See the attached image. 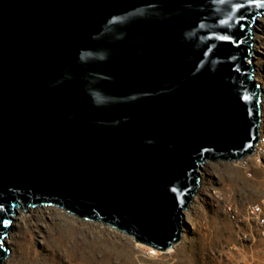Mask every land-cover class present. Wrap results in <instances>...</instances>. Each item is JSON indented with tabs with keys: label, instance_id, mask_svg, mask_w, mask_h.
<instances>
[{
	"label": "water",
	"instance_id": "1",
	"mask_svg": "<svg viewBox=\"0 0 264 264\" xmlns=\"http://www.w3.org/2000/svg\"><path fill=\"white\" fill-rule=\"evenodd\" d=\"M264 0H0V264L56 206L160 252L203 165L251 155Z\"/></svg>",
	"mask_w": 264,
	"mask_h": 264
},
{
	"label": "rangeland",
	"instance_id": "2",
	"mask_svg": "<svg viewBox=\"0 0 264 264\" xmlns=\"http://www.w3.org/2000/svg\"><path fill=\"white\" fill-rule=\"evenodd\" d=\"M254 39L264 116V17L254 25ZM251 171L249 177L232 163L203 165L199 190L184 212L182 239L168 252L56 206L19 208L5 238L9 258L3 264H264V240L256 226L236 227L223 209L227 201L241 210L264 203V166L253 162Z\"/></svg>",
	"mask_w": 264,
	"mask_h": 264
},
{
	"label": "built area",
	"instance_id": "3",
	"mask_svg": "<svg viewBox=\"0 0 264 264\" xmlns=\"http://www.w3.org/2000/svg\"><path fill=\"white\" fill-rule=\"evenodd\" d=\"M258 163L264 166V116L262 109V119L260 124V134L259 141L255 146V149L251 155H247L236 161H231L234 166L241 168L245 171L246 175L251 177L253 175L251 171L252 163ZM224 212L230 222L239 227L243 223L254 224L260 235L264 240V203H255L248 205L244 210L239 209V207L232 202L224 203Z\"/></svg>",
	"mask_w": 264,
	"mask_h": 264
},
{
	"label": "bare ground",
	"instance_id": "4",
	"mask_svg": "<svg viewBox=\"0 0 264 264\" xmlns=\"http://www.w3.org/2000/svg\"><path fill=\"white\" fill-rule=\"evenodd\" d=\"M15 212V211H14ZM171 250V249H170Z\"/></svg>",
	"mask_w": 264,
	"mask_h": 264
}]
</instances>
